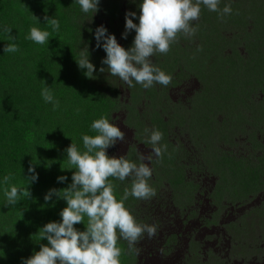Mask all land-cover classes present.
Returning a JSON list of instances; mask_svg holds the SVG:
<instances>
[{"label": "clouds", "instance_id": "obj_1", "mask_svg": "<svg viewBox=\"0 0 264 264\" xmlns=\"http://www.w3.org/2000/svg\"><path fill=\"white\" fill-rule=\"evenodd\" d=\"M13 1L0 0V41L4 37L11 41L4 45L3 52L19 53L17 63L7 58L0 65V120L6 128L14 130L19 121L32 118L37 126L34 127L38 136L36 156L48 160L49 170L54 173V179L48 175L51 188L45 193L44 201L45 204L51 201L52 206L57 202L55 207H58L53 217L42 222L38 229L39 239L47 243H41L39 250L29 257H21L17 264H120L118 246L128 257L126 240L130 248L134 243L142 248L141 242L150 241L143 245L147 254L139 250L138 264H143L144 259V264H175L172 259L177 254L185 260L182 264H240L242 259L243 264H264V248L257 240L261 235L264 244V220L256 219L260 204L264 215L262 90L254 89L228 107L218 104L214 107L217 108L214 115L217 126L211 128L204 117V124L199 123L202 120L196 123L194 117L184 115L172 105L176 103L177 92L183 89L177 82L181 75L174 77L180 72L175 70L185 67L184 71L189 72L186 61L192 60V56L184 59V64L174 60V54L158 64L150 59L155 54L157 58H166L180 36L191 42L196 35L209 34L210 27L215 25L219 32L214 29L211 33L218 35L219 45H231L233 40L234 51L238 54L237 49L245 47V58L249 59L247 45L253 41L261 54L258 43L264 41V0H131L133 4L137 2L139 15L131 9L125 12L121 33V39H127L125 47L103 24L94 30L88 29L95 40L91 51L105 53L104 56L103 52L96 53L99 57L91 55L88 36L85 32L78 33L73 23H77L78 16H89L93 21L90 24L94 23L101 0H69L65 6L69 16L66 24H71L73 30L63 39L68 45H59L61 51L67 47L66 53L62 59H53L47 65L50 49L37 48L44 53L41 58L36 57L25 47L22 49L15 31L22 23L29 30L26 39L49 46L50 38L62 33L60 21L54 16L44 17V24L51 32L38 28L34 17L8 26L6 21L23 7L15 2L11 9ZM60 1L65 0H40V5L49 7L53 3L55 6ZM111 1L116 3V0ZM227 15H230V29L228 37H224L220 33L224 21L219 20ZM213 16L217 17V22L212 26L198 23L205 17L211 23ZM235 16L240 19L235 20ZM238 43L244 46L237 47ZM187 45L191 47L187 43L181 53L176 54L183 58ZM210 48L206 45L202 52L196 53L206 66L212 56L208 54ZM226 49L230 51L229 47ZM220 52L223 54L222 50ZM13 63L18 68H14ZM43 65L45 72L40 71ZM108 71L117 79L113 85L105 82ZM195 79L202 83L198 77ZM154 84L160 90L152 92L150 88ZM172 84L173 97L171 93L165 95L166 87ZM135 87L139 90L138 97L133 98ZM205 90L208 92L207 88ZM123 97H126L124 101ZM160 97L162 108L171 112L168 118L152 114L154 129L149 131L147 141L138 142L134 136L143 137L145 133L135 130L130 116L136 117L139 106L143 107L141 112L149 102L160 101ZM167 97L169 102H166ZM123 117L130 126L122 123ZM144 121V116L138 117L137 128ZM168 125L173 132L182 134L183 142V147L177 146V153L173 152L180 167L179 195L175 202L181 215L174 219L176 226L170 227L171 230L157 224L149 226L150 209L143 203L137 208L141 199L155 195L148 180L156 158L166 150V145H157L163 135L165 137ZM201 125L205 126L203 133H218L221 127V135L218 139V135L215 136L209 144L201 133ZM125 130L129 136L125 135ZM145 131L148 133L147 129ZM173 149L176 148L173 146ZM210 149L217 153L224 176H217L209 169L206 156ZM27 172L26 187L9 184L10 173L0 177V185H9L3 190L5 206L31 198L30 185L38 181L39 173L33 165ZM116 184H121L123 197L113 190ZM168 188L164 185L157 193ZM190 194L191 200L187 202ZM129 195L134 197L132 203L136 205L125 207L124 200ZM251 196H254L252 201ZM249 210H254L253 215H249ZM119 236L125 240L121 241ZM156 239L157 244L153 246ZM3 252L4 249H0V264H12Z\"/></svg>", "mask_w": 264, "mask_h": 264}, {"label": "rangeland", "instance_id": "obj_2", "mask_svg": "<svg viewBox=\"0 0 264 264\" xmlns=\"http://www.w3.org/2000/svg\"><path fill=\"white\" fill-rule=\"evenodd\" d=\"M136 4H133L131 0H116V3H113L111 0H101L100 3V10L97 14L94 15V23L92 20L90 21L89 16H81V18L77 17V26H80V28L83 30L85 28V33L88 36V41L90 42V51L91 46L95 44V40L92 38V34L88 31L89 28L95 29L98 25H105L110 33L115 34L118 43H120L123 47L126 46V40L127 39H121V33L124 31L123 27V19H125V12L127 10L135 11L137 13V16L139 15V7ZM93 15V14H92ZM92 15H90L92 17ZM230 15H227L219 20V22L224 21L222 23L223 28H221V34L224 37H228V29H230V26L228 25ZM217 17L213 16V19L211 23L207 21V18L199 19L198 23L203 24L206 26H212L216 21ZM240 19V16H235V20ZM210 20V19H209ZM134 22L138 23V20L134 19ZM218 22V23H219ZM217 23V24H218ZM197 25V24H196ZM216 30L219 32L217 25L210 27L209 34H205V36L196 35V37L191 39V42H189V38H184L183 36H180L178 40L175 42L173 46L170 48H173L169 50L170 54L164 58L165 56H161L160 58H157V54L153 55V59H151V62L153 63V60L155 63L165 62L169 56H172L174 54V60H177L178 63H185L186 58L192 56V60L186 61L188 63L189 70L198 77L202 83L198 79H195V76L189 72H186L184 70L185 67H182L179 70H175V72H180L179 75H175L174 77L180 76L181 79H179L177 82L183 86V89L177 92V96L175 98L176 103L171 104L175 107V109H179L184 115L186 116H192L195 119V122L201 124H204V120L202 117H204L210 124L211 128H214L217 126V119L214 115H216L217 108L214 109V107H218L219 105H223L224 107H228L231 105V103L235 100L243 99L248 95L249 92H251L254 89L262 90L264 95V41H261L258 43L259 47L258 50L261 54H258L257 51V45L253 41L248 42V49L250 51L249 59H246V50L245 47H241L238 50V54L234 51L233 47V40L230 41L231 45L225 46V43L222 45L220 44V39L218 38V35L215 32H212L213 30ZM209 37V38H208ZM223 39V38H222ZM207 40V41H206ZM225 40V39H224ZM189 43L191 47L188 45L185 47V55L184 57H180L179 53H181L182 47ZM206 45L211 47L208 52V54H212L210 63L206 66L204 62L201 60V57L197 56L196 53L202 52ZM218 46L223 47L222 49H217ZM244 46L242 43H238L237 47ZM230 48V51H228L226 48ZM232 48V49H231ZM220 50H222L223 54H221ZM102 50H95L91 51V55H94L96 57H99L96 55V53H102ZM177 52V54H176ZM105 53L103 52V56ZM171 62V60H170ZM175 64V62L173 61ZM167 68L169 66L166 65ZM104 72H107L105 70ZM106 76V75H105ZM172 77V76H171ZM173 77V79H174ZM114 81L116 82L117 79L113 78V76L108 71L107 73V79L105 82L107 85H113ZM175 82V81H174ZM176 82V83H177ZM198 87H196L197 83ZM121 88H125L123 83L121 84ZM150 88V90L157 91L160 89H157L158 86H155ZM163 86V85H161ZM174 87V85H168L166 87L165 95H169L171 93L172 97L174 96V92L170 87ZM207 88L208 92L205 90ZM161 90H163V87H161ZM138 89L135 87V92L133 94V98L138 97ZM200 92H203L201 94ZM208 93V94H205ZM111 96V94H109ZM126 97H123V101ZM164 99V98H163ZM139 101V100H138ZM170 98L167 97L166 102H169ZM202 102H206V104H203ZM133 103V102H132ZM162 100L160 97V101L157 102H149V105L145 107V109L141 112L140 109L143 108L142 106H139V111L137 113V116H130V120L134 122L135 124V130H139L140 132H143L144 136L138 135L137 137L134 136L135 140L138 142H143L148 140L149 131L154 129V125L151 122L150 116L152 114H158L162 117L168 118L169 112H171L169 109L162 108ZM232 110V107H230L229 111ZM144 116L145 121L142 126H139L137 128V122L138 117ZM157 117V118H161ZM178 117V121L181 120V118ZM118 120V118H116ZM170 120V119H169ZM122 123L126 126H130L128 120H125L124 117L122 119ZM161 125H164L162 122H160ZM204 125H201V133H203ZM148 130V133H146L145 130ZM141 130V131H140ZM221 127L218 129V133L214 131L210 132H204L202 135L204 139L211 144L214 137L217 136L216 139L219 138L221 135ZM126 136H129V132L127 130L124 131ZM181 133V132H180ZM169 136V137H168ZM145 137V139H144ZM215 139V140H216ZM132 140V137H131ZM130 140V141H131ZM170 140V141H168ZM166 145V150H162V156L160 158H156L152 175L148 180L149 185L155 190V195L148 198V199H141L139 204H137V208L140 207V205L143 203L147 206L148 209H150V218L148 219V225L152 226L153 224L160 225L164 228L169 229L172 226H176V223L174 219H177L181 215V210L179 209V205L177 202H175L176 197L179 195L178 189H179V173H180V167L178 163L175 160L173 152L177 153V146L179 148L183 147L182 142V134L175 133V130L173 132L172 126L168 125L165 129V137L163 135L162 140L159 142V145ZM174 148L176 149H173ZM197 149V148H195ZM113 152V151H112ZM110 152L112 155L117 156L116 154ZM195 157V156H194ZM186 158V157H185ZM188 158V156H187ZM180 161V159H178ZM206 162L209 166V169L212 173L216 174L217 176H224V171L222 169V166L217 159V153L214 154L211 149L207 151L206 156ZM211 172L208 171V174L210 175ZM185 177L186 173L184 174ZM193 176V175H192ZM192 176H190L192 178ZM185 179V178H184ZM121 182V181H119ZM164 185H168L170 188L167 190L162 189L157 193L158 188H162ZM113 190H115L116 194L120 197H123L124 193H122L121 184H116L115 187H113ZM114 194V196L116 195ZM254 199V196H251L250 201ZM134 200V197L131 195L128 196L126 200H124L125 207L134 206L136 204L132 203ZM191 200V194L187 198V202H190ZM191 204V203H188ZM249 215H253L254 210H249ZM262 204L259 206V212L256 216V219H259L260 222L264 220V215L262 213ZM255 219V216L252 217L247 221V224L250 223L251 220ZM169 234H161L163 237H168ZM264 236V233H263ZM118 237V232H117ZM120 240L123 241L125 239L121 238L119 236ZM119 238L117 239V244L120 241ZM262 236L258 235L257 240L260 242V247L264 248L263 241H261ZM186 242V239H184ZM150 241L144 240L141 242L142 248H138L135 246V243L133 244L134 247H129V243L126 240L127 247L129 249L128 251V257L124 254V251L121 246H118L121 249V255H120V264H138V256H139V250L147 252L143 249V245L148 243ZM157 244V239L153 242V246ZM152 246V247H153ZM148 247V246H147ZM177 252V250H175ZM192 252V250H191ZM178 253V252H177ZM175 264H182L184 263V259L182 258V255L177 254L173 259ZM145 262V259H144ZM143 262V264H144ZM244 260L242 259L240 264H243ZM208 264V263H207Z\"/></svg>", "mask_w": 264, "mask_h": 264}, {"label": "trees", "instance_id": "obj_3", "mask_svg": "<svg viewBox=\"0 0 264 264\" xmlns=\"http://www.w3.org/2000/svg\"><path fill=\"white\" fill-rule=\"evenodd\" d=\"M15 2L23 5V7L20 13L15 12L13 18H9L6 21L8 26H11L18 20H23L24 22L26 17H34L38 28L47 29L51 32V29L44 24V17L54 16L60 21V31L62 33L58 32L55 34V37L50 38L49 46L47 44H36L26 39L25 37L28 35L29 30H26L27 28L22 23L18 25L15 31V36L20 39L18 43L22 44V49L25 47L36 57L41 58L44 53L37 51V48L50 49L45 65L53 59L60 60L65 55L67 47L61 51L59 45L62 43L68 45L69 42L66 40L63 41V39L68 38L67 35L71 33L73 27L78 28V33L85 32V28L82 30L80 26H77V23H73V27L71 24H66L69 16L65 12V6L69 0L60 1L55 6L51 3L49 7H42L40 0H14L10 6L11 9H14ZM76 12L78 13L77 10ZM10 14L8 12V17ZM2 18L5 21V17ZM9 42L11 41H8L6 37L0 41V55L5 54V56H0V65L7 58L10 61L13 58L16 63L19 61L18 52H3L4 45ZM45 52L47 54V51ZM16 63H13L14 68H18ZM41 69V72H45L46 66L43 65ZM34 127L37 126L33 123L32 118H24L22 121H19L14 130L6 128L0 120V177L10 173L12 174V179L9 181V184L26 187L27 180L25 176L29 175L27 172L28 167L30 165L35 166L36 171L39 173L38 181L30 185L31 198L22 199L14 206H5L3 190L9 185H0V249H4L3 253L5 257L12 264H17L21 257L27 258L33 251H38L41 243H47L46 240L39 239L38 229L42 227V222L48 221L53 217V214L56 213V209L58 208L55 207L57 202L55 206H52L51 201L48 204H45L44 201L45 193L51 188L49 176L53 178L54 173L49 170L50 164H47L48 160H42L36 156L35 148L37 146L38 136L37 130ZM53 200L55 199L53 198Z\"/></svg>", "mask_w": 264, "mask_h": 264}, {"label": "bare ground", "instance_id": "obj_4", "mask_svg": "<svg viewBox=\"0 0 264 264\" xmlns=\"http://www.w3.org/2000/svg\"><path fill=\"white\" fill-rule=\"evenodd\" d=\"M264 247V246H263Z\"/></svg>", "mask_w": 264, "mask_h": 264}]
</instances>
